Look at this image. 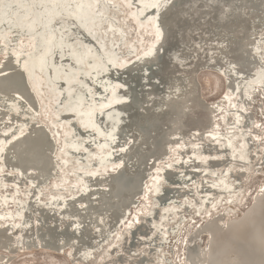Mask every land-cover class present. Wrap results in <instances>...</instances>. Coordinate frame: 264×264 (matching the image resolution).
Masks as SVG:
<instances>
[{
    "label": "bare ground",
    "instance_id": "1",
    "mask_svg": "<svg viewBox=\"0 0 264 264\" xmlns=\"http://www.w3.org/2000/svg\"><path fill=\"white\" fill-rule=\"evenodd\" d=\"M233 2L0 0V264H264V0Z\"/></svg>",
    "mask_w": 264,
    "mask_h": 264
},
{
    "label": "rangeland",
    "instance_id": "2",
    "mask_svg": "<svg viewBox=\"0 0 264 264\" xmlns=\"http://www.w3.org/2000/svg\"><path fill=\"white\" fill-rule=\"evenodd\" d=\"M123 14H124V10H119L117 13V15L120 18L123 17ZM132 30L134 31V28ZM132 34L133 33H130L129 35L131 36ZM199 79L201 82L203 95L206 98H208L210 100H214V99L219 98V96H221V94L224 90V81L222 80V78L218 74H216L215 72L209 71V72L201 74L199 76ZM257 105L258 104L255 103V108H258ZM253 110H254V108H253ZM255 113L260 118L262 117V112H259L257 109H255ZM261 145H263V144L261 143ZM243 180H244L243 184L246 185V187L248 189V193H247V196L245 199V202H246V201H250L252 192L256 189L258 183H260L261 181L264 180V164H263L262 171H260L259 175H252V176H249ZM243 180H242V182H243ZM133 210L136 212V208H134ZM189 220H190V216H189ZM186 230H187V228H185L183 230V233H185ZM170 241H171V243H169V244L174 245V249H172V252H169L170 255L173 254L174 251H180V250L183 253L182 239L177 241V239L171 238ZM102 249H103V247H100L95 252L94 257L91 258L92 261H89L88 264H94L95 258L99 255V253L102 251ZM31 254H29V253L25 254L23 252L17 253L16 257L12 260L11 264H24V263L25 264H31V263L32 264H74L70 261V258L68 256L67 252L64 254H57V253L47 251V250H38V251L32 252Z\"/></svg>",
    "mask_w": 264,
    "mask_h": 264
},
{
    "label": "snow or ice",
    "instance_id": "3",
    "mask_svg": "<svg viewBox=\"0 0 264 264\" xmlns=\"http://www.w3.org/2000/svg\"><path fill=\"white\" fill-rule=\"evenodd\" d=\"M225 3H227L229 5V7L227 9H222L224 16L230 18L234 14H241V15L247 14V9L236 4V3H234L233 0H225ZM180 4H182V0H163V6H166L169 8H176ZM181 11H184V9H181ZM142 71H143V69H142ZM0 75H3V73L0 72ZM144 75L147 76L148 73L145 72ZM149 80H151V77H149Z\"/></svg>",
    "mask_w": 264,
    "mask_h": 264
},
{
    "label": "water",
    "instance_id": "4",
    "mask_svg": "<svg viewBox=\"0 0 264 264\" xmlns=\"http://www.w3.org/2000/svg\"><path fill=\"white\" fill-rule=\"evenodd\" d=\"M85 2V4L83 5L84 6V8H83V12L84 13H87V6H86V2H87V0H83V3ZM80 19L85 23V25L87 26V23H89V21H90V18H88L87 16H86V18H85V14H83L82 12H81V14H80ZM85 20H87V22H85ZM37 44L39 45L40 44V42L39 41H37ZM215 73L216 74H218L221 78H222V80L224 81V79L226 80V78H225V76L220 72V71H215ZM224 83H225V81H224Z\"/></svg>",
    "mask_w": 264,
    "mask_h": 264
}]
</instances>
